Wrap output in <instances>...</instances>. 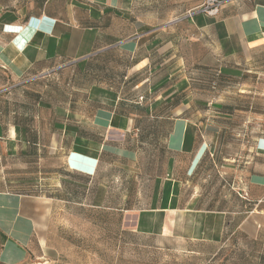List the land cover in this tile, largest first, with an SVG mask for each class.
<instances>
[{"label": "crops", "instance_id": "0c3cea01", "mask_svg": "<svg viewBox=\"0 0 264 264\" xmlns=\"http://www.w3.org/2000/svg\"><path fill=\"white\" fill-rule=\"evenodd\" d=\"M206 1L0 0V71L23 88L0 101V264H56L38 247L53 201L156 240L264 229V0ZM192 73L248 111L261 95L240 144L190 113Z\"/></svg>", "mask_w": 264, "mask_h": 264}, {"label": "rangeland", "instance_id": "374dc122", "mask_svg": "<svg viewBox=\"0 0 264 264\" xmlns=\"http://www.w3.org/2000/svg\"><path fill=\"white\" fill-rule=\"evenodd\" d=\"M210 61L207 60L208 63ZM189 78L194 83L190 100L196 103L190 113H206L208 118L212 116L215 125L233 130L232 142L240 144L241 134L246 132L243 117L261 111V95L255 96L257 105L254 111H248L247 95H241L236 86L216 92L214 81L218 76L215 73H211L206 82L201 75L193 73ZM21 82L11 81L0 71V101L6 100L8 92L12 93L11 90L7 92V84H20L23 89ZM223 114L239 117L233 120L214 118ZM257 123L256 119L254 136L261 131ZM261 150L264 151L263 148ZM89 161L95 163L92 159ZM74 167L87 173L93 171L82 165ZM46 211L48 219L40 227L38 247L42 246L56 264H264V229H253L248 223L235 234L226 235L224 241L216 245L135 235L123 229L124 219L118 212L80 203L53 201L46 204Z\"/></svg>", "mask_w": 264, "mask_h": 264}, {"label": "built area", "instance_id": "2783aa9c", "mask_svg": "<svg viewBox=\"0 0 264 264\" xmlns=\"http://www.w3.org/2000/svg\"><path fill=\"white\" fill-rule=\"evenodd\" d=\"M222 0H207L201 7V10L208 16H217L222 8Z\"/></svg>", "mask_w": 264, "mask_h": 264}, {"label": "trees", "instance_id": "16d2710c", "mask_svg": "<svg viewBox=\"0 0 264 264\" xmlns=\"http://www.w3.org/2000/svg\"><path fill=\"white\" fill-rule=\"evenodd\" d=\"M218 78H220L219 76H218ZM217 78V79H218ZM215 83H217V80H216V78H215V81H214V87L216 86V84ZM256 143H257V141H256ZM206 156V154L202 157V159L200 160V163L197 165V167H196V171H197V169L199 168V166L201 165V163H202V161H203V159H204V157ZM196 171L194 172V173H196Z\"/></svg>", "mask_w": 264, "mask_h": 264}]
</instances>
